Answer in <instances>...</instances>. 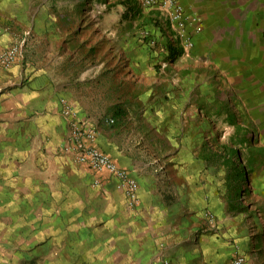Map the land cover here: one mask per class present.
<instances>
[{
  "label": "crops",
  "instance_id": "obj_1",
  "mask_svg": "<svg viewBox=\"0 0 264 264\" xmlns=\"http://www.w3.org/2000/svg\"><path fill=\"white\" fill-rule=\"evenodd\" d=\"M178 2L190 52L169 40L173 31L158 10L145 9L148 15L138 19L150 22L138 37L148 30L162 50L169 44L180 52L162 68L154 49L142 40L132 50L128 40L115 45L110 29L100 32L103 39L95 30L86 44L66 0H0V52L29 32L23 58L0 70V219L9 215V228L17 230L23 215L42 217L37 237L26 225L28 245L50 244L57 230L79 249L75 259L59 257L64 263L230 264L243 256L245 264H264V158L251 169L257 202L230 211L194 169L204 132L186 120L204 124L203 110L194 109L198 86L202 99L213 86L224 88L225 99L259 103L251 111L264 117V0ZM154 87L165 102L160 109ZM61 99L95 131L97 147L137 182L135 208L106 172L66 154ZM207 213L216 229L198 235Z\"/></svg>",
  "mask_w": 264,
  "mask_h": 264
},
{
  "label": "rangeland",
  "instance_id": "obj_2",
  "mask_svg": "<svg viewBox=\"0 0 264 264\" xmlns=\"http://www.w3.org/2000/svg\"><path fill=\"white\" fill-rule=\"evenodd\" d=\"M66 2V13L72 15L75 13L76 19L72 24H74L75 29L82 31V40L86 41V44H89L90 36H93L95 30L99 33V39H103L100 38V32L110 29L113 31L115 45L122 44V40L124 43L128 40L132 50L135 49L137 41L142 40L145 45L150 46L158 54L154 59H158V61L161 59V63L172 62L168 60V55L160 56L159 51L161 54L163 53L162 46L159 45L158 38L150 34V31L144 30L148 32V35L143 37L144 33H141L138 37L137 33L141 27L150 24V22H138V19L148 15V12L142 9L135 0H66ZM79 5H81L80 23L77 18ZM125 19L129 20L128 24L124 22ZM122 32H127V35L122 37ZM151 41L156 42V44L151 46ZM136 56L133 53L131 58L136 60ZM138 57L139 61L143 63L150 62L146 55L144 58V54H139ZM222 90L224 88L211 86L209 97L204 96L202 99L200 86L195 87L194 109L203 110L205 117L202 120L204 124L201 125L200 120L196 117L186 120L193 122L195 127L203 128L204 132L199 138V144L195 145L194 148V157L198 159L195 161L194 169L206 182L208 189L212 191L213 199L224 203L230 211H235L238 210V207L247 208L250 204L254 205L257 202V198L250 190L253 184L250 179L251 164L255 163V159L259 158L258 153L264 149V117H258L251 111L259 103H250L241 98L227 97L225 99V96L220 94ZM158 91L159 88H153V95H156L154 105L160 109L165 106V102L160 101L161 95ZM169 95L172 98L170 92ZM151 100L149 98L144 104L152 103ZM169 109H172L171 102ZM228 111H231L230 120L226 118L227 115L225 114ZM173 120L171 127L176 128L178 122L176 119ZM145 130L147 129L145 128ZM195 141L198 139L195 138ZM230 149H236L239 155L232 156L229 152ZM252 160L254 161L252 162ZM243 165L246 166L248 174L240 179L237 176V171ZM241 215L244 217L248 213L243 209ZM2 216L4 218L0 219L2 221L0 223V264H88L86 261L74 260L79 249L75 248L74 240L67 232L55 230L54 239L48 240L47 242L50 244L47 245L39 244L32 247L26 243V237L30 234V231L26 230V225L34 226V234L37 237L38 231L39 234L41 233L39 229H41L42 217L34 221V216H27L26 219L23 215L24 218L20 219L19 224L17 223L19 228L14 230L9 228V222H7L9 215L5 216L4 214ZM203 223L201 229L196 232L198 235L216 229L215 218L213 223H207L206 220H203ZM65 233L69 236L66 235L63 239ZM59 234L61 236L58 238ZM68 255L74 256L73 262L64 263V261L58 260L59 257L68 259Z\"/></svg>",
  "mask_w": 264,
  "mask_h": 264
},
{
  "label": "built area",
  "instance_id": "obj_3",
  "mask_svg": "<svg viewBox=\"0 0 264 264\" xmlns=\"http://www.w3.org/2000/svg\"><path fill=\"white\" fill-rule=\"evenodd\" d=\"M143 9L158 10L167 20L173 33L169 40L175 42L179 41L180 49L187 53L192 50L193 43L185 33L186 19L183 16V10L178 0H135ZM143 37L148 35L147 31H143ZM29 32L24 36L6 47L0 52V70H10L17 62L24 56V48L27 42ZM156 42L151 41V46ZM168 55V50H162ZM172 63V62H171ZM168 61L161 63L162 68H166ZM60 113L66 120L68 125V136L64 151L71 156L74 162L85 166L92 172H106L109 177L115 180L116 187L126 197L127 205L130 208H135L139 204L138 184L129 176L127 170L117 166L111 158L100 150L96 145L95 131L91 130L86 123L78 116L77 112L65 100L61 99ZM108 124H113V119L106 120ZM209 223L213 221V215L207 213L205 215ZM164 264H168L164 262ZM230 264H245L243 256L234 257Z\"/></svg>",
  "mask_w": 264,
  "mask_h": 264
},
{
  "label": "trees",
  "instance_id": "obj_4",
  "mask_svg": "<svg viewBox=\"0 0 264 264\" xmlns=\"http://www.w3.org/2000/svg\"><path fill=\"white\" fill-rule=\"evenodd\" d=\"M166 49L168 50V60L169 61H174L180 54V52L175 49V47L173 45H169L167 44L166 46ZM225 114L227 115L226 118L229 119L231 117V111H228V112H225ZM230 120V119H229ZM234 122V121H233ZM232 122V125H234V123ZM229 152L232 154V156H234L235 154L236 155H239L238 151L235 149H230ZM258 157L259 158H264V149L260 151V153H258ZM254 160H252L253 162ZM251 162V163H252ZM255 162V161H254ZM255 163H252L251 166L253 167ZM248 174V171H247V168L246 166H242L241 169H239L237 171V176L240 178V179H243L245 175Z\"/></svg>",
  "mask_w": 264,
  "mask_h": 264
}]
</instances>
